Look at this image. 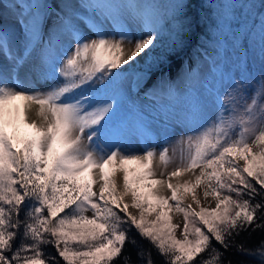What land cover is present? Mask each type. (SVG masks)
<instances>
[{"label":"snow or ice","instance_id":"obj_1","mask_svg":"<svg viewBox=\"0 0 264 264\" xmlns=\"http://www.w3.org/2000/svg\"><path fill=\"white\" fill-rule=\"evenodd\" d=\"M61 4L15 0L19 47L14 28L0 24V264H134L126 246L138 264H156L153 249L162 264H232L225 252L233 247L264 264V241L254 250L235 244L243 232H264V68L249 77L242 65L237 77L213 60L207 76L188 74L183 91L168 87L163 118L189 130L171 156L169 146H150L147 117L125 113L121 87L127 72L138 83L180 55L209 19L197 11L204 4L218 35L240 28L242 10L259 18L264 65V0L255 12L254 0ZM256 28L235 38L246 42ZM21 126L30 130L23 137ZM185 173L192 178L172 183ZM197 189L215 205L203 206ZM172 212L183 216L181 238Z\"/></svg>","mask_w":264,"mask_h":264},{"label":"rangeland","instance_id":"obj_2","mask_svg":"<svg viewBox=\"0 0 264 264\" xmlns=\"http://www.w3.org/2000/svg\"><path fill=\"white\" fill-rule=\"evenodd\" d=\"M246 1L247 0H245V2ZM27 2H31V0H27ZM46 2L54 11H59L58 6H62L61 0H46ZM13 3H15V0H0V4L8 5V10L0 8V24L14 28L17 47H19L20 41L22 40V33L20 27L15 22V16L12 14L13 11H18V9L12 10L11 6ZM255 4L256 9L253 10L254 12L259 11L260 3ZM239 23L240 28H237V25L233 23L232 31L228 32L225 30V35H218L217 30L215 29V35L212 39L208 40V46H206V48L201 47L196 52H193L192 55L193 46L188 47L186 50H183L179 56H176V60L173 58L175 56L169 57V59L159 68H154L150 75L145 76L144 79L139 80L138 83H136L134 73H126L121 84L124 93L123 109L125 113L131 114L135 111L147 117L152 136L150 146L156 148L157 151L165 146H169V156H171V146L180 136L187 135L189 131L172 121L166 122L163 118L161 109L164 106H167L169 101L162 95V93L166 92L168 87L183 91L187 84L188 74L191 72L194 75H199L201 78L207 76L211 67V61L213 60L225 73L231 72L237 77L240 75L242 65L246 67L249 77H258L261 73L264 65L261 63L260 55V38L258 31L259 18L248 13L245 9L242 10ZM253 23L257 25V28L246 42L242 38H235L240 32L252 28ZM199 30H201V26L197 31ZM130 31L135 39L138 35L135 27L130 25ZM124 47L125 51H127L129 46L125 44ZM137 59L142 60V55L138 56ZM0 63H7V61L0 56ZM128 67V65H124L123 69L126 70ZM143 68L144 65L141 63L140 69ZM137 90H140V92L137 93ZM14 103L20 102L16 101ZM7 131L9 134H12L13 129L8 128ZM28 131L30 130L21 126L19 135L23 137ZM175 166V164H169L166 171H173ZM153 168L156 171L157 176L159 175V172L163 170V166L161 165L158 156L153 161ZM185 177L184 174L182 177L174 178L172 183L191 179L190 177ZM116 179L119 193L122 191V173H117ZM96 190L97 188L94 187V191ZM160 191L163 192V189H160ZM146 192V189H141L142 194H145ZM197 192L201 195L202 205L208 206L203 201L202 190L197 189ZM166 194L170 195V193ZM125 202H131L130 196L125 197ZM183 203L185 205L191 203L190 197H186ZM193 207H195V205H193ZM129 210L133 212V214L138 215L135 209L130 208ZM120 215L123 216L124 214L120 213ZM171 216L174 224H181V229H177L176 233L177 238H181L180 232L182 230L183 216L182 214H177L175 212H172ZM153 218L154 217H149V219Z\"/></svg>","mask_w":264,"mask_h":264},{"label":"trees","instance_id":"obj_3","mask_svg":"<svg viewBox=\"0 0 264 264\" xmlns=\"http://www.w3.org/2000/svg\"><path fill=\"white\" fill-rule=\"evenodd\" d=\"M215 2V0H213ZM247 2V1H246ZM255 3H260V0H254ZM197 11L199 12V15L204 17H209L207 23L201 22V30L195 31V33L186 39V46L184 50H186L188 47H192V55L193 52H196L199 48L208 46V40L212 39L215 35L214 30L215 26L213 24L214 19V10H210L209 6L207 4H204L202 8H198ZM257 21V19H256ZM194 61V60H193ZM195 63V61H194ZM195 65V64H194ZM259 188V185H257ZM131 236H134L137 241L140 243L141 246H143L145 249H148L150 247L149 242L139 236L136 229L132 227L130 229ZM264 241V232L262 231H255L252 232L249 230L248 232H243L239 237L236 238L235 244L236 245H244L245 248L248 249H256L259 247L261 242ZM216 247L220 248L219 244H216ZM223 251V249H220ZM46 251L52 253L53 255H57L54 248H47ZM125 255H129L134 262V264H138V258L136 254V249L132 248L131 246H126ZM152 255L154 260L156 261V264H162V259L160 256H158L155 252V250H152ZM204 255V254H201ZM200 257H197L199 259ZM225 258L226 261L230 260L232 261V264H259V260L257 257H253L250 255L242 254L238 251H236L235 247L229 249L227 252H225ZM61 264H63V261L61 260Z\"/></svg>","mask_w":264,"mask_h":264},{"label":"bare ground","instance_id":"obj_4","mask_svg":"<svg viewBox=\"0 0 264 264\" xmlns=\"http://www.w3.org/2000/svg\"><path fill=\"white\" fill-rule=\"evenodd\" d=\"M174 58V60H176V56L175 57H173ZM199 172V169H197V173ZM189 174V175H188ZM185 178H188V177H190V178H192V174L191 173H185ZM204 201V200H203ZM204 203L205 204H207V205H214L215 204V201L214 200H212L211 198H209L208 199V201H204Z\"/></svg>","mask_w":264,"mask_h":264}]
</instances>
